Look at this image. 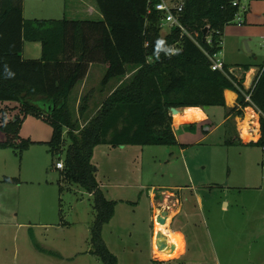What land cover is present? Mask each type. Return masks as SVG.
I'll list each match as a JSON object with an SVG mask.
<instances>
[{"label":"rangeland","instance_id":"obj_1","mask_svg":"<svg viewBox=\"0 0 264 264\" xmlns=\"http://www.w3.org/2000/svg\"><path fill=\"white\" fill-rule=\"evenodd\" d=\"M51 1L23 0L27 5L23 17L78 19L72 15V0L60 9H55ZM239 2L241 22L236 18L224 26L218 58L227 66L259 67L264 62V0ZM48 5L55 10L46 11ZM168 30L163 27L161 33ZM101 80L95 82L96 96L91 92L81 95H87L88 102L93 99L92 104L89 102L92 108L79 120L82 126L108 96V85L115 87L124 79L106 84ZM251 108L254 110L246 107L242 112ZM71 110L78 117L73 101ZM206 113L207 122L175 130L178 144L94 147L92 163L97 167L102 192L115 201L113 215L103 225L102 237L118 264H160L150 255L152 187H183V202L195 201L196 193L201 199L200 204L196 201L195 223L183 229L192 250L188 257L171 264H264V150L226 142L224 107L212 106ZM19 135L38 142L31 143L21 158L14 149H0V207H9L14 215L9 212L7 219L14 218L21 224L0 225V251H5L0 264H68L66 258L76 253L79 264H100L98 257L87 252L89 227L94 219L93 199L79 184L63 180L55 168L65 155V131L61 154H52L49 145L41 143L49 142L53 135V126L42 117L28 114ZM5 177L18 182L6 181ZM165 197L166 193L156 191V201L162 202ZM175 197L179 195L167 198V203L172 204ZM197 246L204 249V254L193 252ZM58 256L64 259L59 260Z\"/></svg>","mask_w":264,"mask_h":264},{"label":"trees","instance_id":"obj_2","mask_svg":"<svg viewBox=\"0 0 264 264\" xmlns=\"http://www.w3.org/2000/svg\"><path fill=\"white\" fill-rule=\"evenodd\" d=\"M238 2L184 0L181 21L192 39L177 27L163 35L157 11L147 13V0H96L99 19H25L23 0H0V149H14L21 158L31 143L38 142L19 135L28 114L53 126L51 140L41 142L49 145L52 154L62 153L65 131L68 141L61 177L92 196L88 252L100 264L118 261L102 237L115 201L104 196L96 179L91 163L96 145L177 144L171 107L226 108L224 91L232 90L237 99L227 110L226 142H237L232 138L235 116L254 107L261 112V136L248 144L264 149V66H259L252 86L246 88L244 77L213 70L209 59L220 53L222 30L234 20ZM26 41L41 43L40 58L23 57ZM96 62L107 65L102 84L124 80L82 126L79 120L89 110L88 96L81 97L75 118L71 93ZM4 180L18 182L13 177Z\"/></svg>","mask_w":264,"mask_h":264},{"label":"crops","instance_id":"obj_3","mask_svg":"<svg viewBox=\"0 0 264 264\" xmlns=\"http://www.w3.org/2000/svg\"><path fill=\"white\" fill-rule=\"evenodd\" d=\"M51 2L54 3L55 9H60V8H64L66 6L67 0H52ZM72 2H73V4H72L71 8L73 10L72 15H74V17L76 16V17H78V19H99L102 17V15L98 9L96 0H72ZM26 6L27 5L24 2L23 3V13L25 11ZM54 8H52V6H50V5H48L46 7V11H49V12L53 11V10H55ZM32 13H34V12H32ZM33 15H36V14H33ZM249 16H250V18L252 16V9L251 8H250ZM32 18H37V17H32ZM40 53H41V45L39 43H36V42L31 43V41L24 42L23 51H22L24 58L33 59L35 57V59H38L41 57ZM261 65H263V64H261ZM230 67H238V66H230ZM106 68H107V65L105 63H102V62L91 63L89 65L88 72H87L85 78L82 80V82H80L78 85H76L74 87V89L72 90L71 98H70V107H71V102L73 101L74 107L76 109H78V104L80 103L81 95L83 94V92H85V93L91 92L92 94H94V96H96L95 93L97 94V91L95 88V85H96L95 82L97 79L103 78V75L106 71ZM258 68L259 67L250 66V69L248 71H245L242 68L240 70H237L236 75L238 76V78L245 77V75H247L246 76L247 81L245 82V80H244V86L246 88H249V84L252 81L253 77L256 76ZM88 85L92 86V89L89 88L87 90ZM114 88H115L114 86H112V85L110 86V84H109L108 90H106V93H108V94L111 93V91H113ZM226 92L233 93V97L231 98L232 100L230 99V101L225 99L226 114L222 120L223 125L225 127H226V122L229 118L226 116L227 110H228V108H231L235 105L236 99H237V93L232 91V90H225L224 91V97L225 98H226ZM89 102H91V104H92L93 99H91V101H89ZM89 102H88V106H89ZM89 108H92V106L90 105ZM94 108H95V106H94ZM251 110L253 111L252 108H251ZM203 113H204V117L202 119H197L195 121L175 122L174 120H172V127H173L174 133H175V130L177 128L182 127L183 125L184 126L189 125L191 127L192 125H195L198 123L203 124V123L207 122L209 120L208 114L204 110H203ZM245 115H246V113L242 112V114L235 116L234 121L236 123V127H235V130L232 131V138L234 139V141H237V143L247 145L250 141H257L259 139V137L261 136V133L259 130L258 131V137H257V139H254V140H252V139L245 140L242 137L241 129H240V122L243 121ZM250 119H249V122H250ZM251 127L254 128L253 126H251ZM207 129H209V127H207ZM255 130H256V128H254V132L251 134L255 135L256 134ZM226 133L227 132L225 131V138H227ZM177 144H178V141H177ZM91 163H92V159H91ZM95 168L97 171V167H95ZM96 179H97V176H96ZM97 181H98L100 189H101L100 180L97 179ZM19 185L21 186V183ZM156 191H161L164 194L166 193V197H165V199L163 198L164 200H162V202L156 201V199H155L156 198ZM182 191H183V187H174V188H170V189H159V190H157L155 188L153 189V187H152L150 190V196H149L150 211H151L150 217H151V220L153 223L152 234L150 237V246H151L150 247V252H151L150 255H151V260H153L156 263L171 264L172 262L180 261L181 259L185 258V256L188 257L189 252L192 250V247L190 249L188 246L189 245L188 236H187L186 232H184L183 229L187 228L188 224L195 223L193 221V217L195 215V212H194L195 208H197L196 201H198L200 204L201 199H200L199 195L196 193V200L195 201L193 199L192 200L186 199V201L183 202V196L181 194ZM175 193H177L179 195V198L175 197L174 201H175V199H178L179 203H176L175 205H173L174 202L172 204H169V202L167 203V201L169 200L167 198H170ZM163 201H165V202H163ZM170 205L172 207H168ZM160 208L168 209V211H169L168 218L166 220V224L164 225L165 229L163 228L164 232L165 233H168V232L172 233L173 235L176 236V239H177L174 250L171 252V254L168 257H165V258H158L156 256L155 251H154V248H156V246H155V233H157V231H158L157 229H155V226H154L155 225L154 224V222H155L154 217H155V215H157L159 213ZM9 212L10 213L12 212V211H9V207H7V206H1L0 207V225L1 226H8L9 225V226H14V227L15 226L20 227L21 224H18V221L15 220L14 218L7 219L10 215ZM7 214H9V215L7 216ZM11 215H14V214L11 213ZM23 227L26 228V224H24ZM154 231H155V233H154ZM89 248H90V246H89ZM88 250H87V252H88ZM193 250H194L193 252L196 255L204 254V252H205L204 249L199 248L198 246L196 247V249H193ZM4 252L5 251H3V250L0 251V259H4V256H3ZM69 258H73V259H72V261L67 260L66 262H68V264H70V262L73 264H79L78 258H80V256L78 257V253H76L74 256L69 257ZM69 258H66V259H69ZM204 259H207V258H204ZM200 260H203V259L201 258ZM195 264H201V262H198Z\"/></svg>","mask_w":264,"mask_h":264},{"label":"built area","instance_id":"obj_4","mask_svg":"<svg viewBox=\"0 0 264 264\" xmlns=\"http://www.w3.org/2000/svg\"><path fill=\"white\" fill-rule=\"evenodd\" d=\"M238 3H239V8H240V2ZM234 5H237V2H234ZM183 8H184V0H147V13H151L153 10L157 11V13L159 14L158 24L161 29L163 27H166L170 30L173 27H177L183 33H186L193 39V37L186 31V28L184 27L181 21ZM236 18L241 22L239 10L236 13L234 19ZM263 45H264V36H263ZM218 54H213L212 56H209V59L211 62V68L213 70H219L225 73L226 75L233 74L234 76L238 77L236 73H237V70H240L241 68L240 67H230V66L225 65L224 62L218 58ZM262 66H264V63ZM245 98L249 100L248 95H246ZM253 111H254L253 116L255 117H251L250 125L259 131L260 130L259 118H260L261 112L256 108H254ZM255 121L258 123V127L254 125ZM254 128L250 127L251 133L254 132ZM55 168L58 170H62L64 168V163H63L62 158H59V160L55 163ZM177 200L178 199H175L173 205H175L176 203H179V200L178 201ZM168 207H172V206L170 205ZM155 218H156V215L154 217V221H156Z\"/></svg>","mask_w":264,"mask_h":264},{"label":"bare ground","instance_id":"obj_5","mask_svg":"<svg viewBox=\"0 0 264 264\" xmlns=\"http://www.w3.org/2000/svg\"><path fill=\"white\" fill-rule=\"evenodd\" d=\"M232 97H233V93L226 92V98L225 99L230 101V99ZM203 117H204V113H203V110L200 107H185V108L182 109L181 112H176V113L173 114V120L175 122L195 121V119H200V118H203ZM251 117H255V116H253V111L250 109L249 112H246V115H245L243 121L240 122L241 135H242V137L245 140H249V139L254 140L258 136V130H255V133H256L255 135L251 134V132H250V127H251L250 124L251 123L249 122V119ZM254 125H256V127H258V123L256 121H255ZM164 225L165 224L155 223V229L160 231L163 234L165 240L167 241V247L159 250L157 248V245H156V237H155V246H156V248H154V251H155L156 256L158 258L168 257L171 254V252H172V251H170L168 249V246L171 243L174 244V246H175L176 245V240H177L176 236L173 235L172 233H170V232L165 233L164 232V230H163Z\"/></svg>","mask_w":264,"mask_h":264},{"label":"water","instance_id":"obj_6","mask_svg":"<svg viewBox=\"0 0 264 264\" xmlns=\"http://www.w3.org/2000/svg\"><path fill=\"white\" fill-rule=\"evenodd\" d=\"M206 32H207V29H204L203 33V40H205V36H206ZM254 78L252 79V81L250 82L249 84V88L252 86L253 82H254ZM183 108H176V107H171L170 108V115L173 117V114L176 113V112H181ZM205 109H208V107H205ZM94 170L96 171V168L94 167ZM168 214H169V211L168 209H163V208H160L159 210V213L156 215V221L161 223V224H166V220L168 218ZM155 237H156V245H157V248L159 250L167 247V241L165 240L163 234L158 231L157 233H155ZM175 248L174 244H170L168 246V249L170 251H173Z\"/></svg>","mask_w":264,"mask_h":264}]
</instances>
